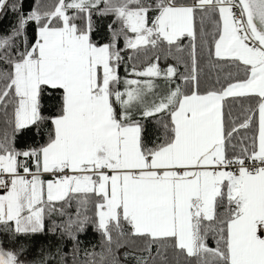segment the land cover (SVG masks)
<instances>
[{"label": "snow or ice", "instance_id": "snow-or-ice-1", "mask_svg": "<svg viewBox=\"0 0 264 264\" xmlns=\"http://www.w3.org/2000/svg\"><path fill=\"white\" fill-rule=\"evenodd\" d=\"M9 11L0 264H264V0H0ZM198 35L229 69L203 89ZM186 38L187 61L136 66Z\"/></svg>", "mask_w": 264, "mask_h": 264}, {"label": "trees", "instance_id": "trees-1", "mask_svg": "<svg viewBox=\"0 0 264 264\" xmlns=\"http://www.w3.org/2000/svg\"><path fill=\"white\" fill-rule=\"evenodd\" d=\"M50 2V0H49ZM181 2L185 3H191L192 0H181ZM15 23V17L11 13V11L7 12L3 16H0V29L3 31H7L11 25ZM206 29L207 31L211 32L212 31V25L206 23ZM31 32V29H29ZM183 46L185 48V51L183 53H178L173 51L172 53H169L167 51V48H161L160 50L156 51H150L148 53H141L138 58H136V66L137 67H143L145 66L150 60H152L155 56H160V66L161 68H165L168 64H176L178 59H182L184 61L188 60V45L190 44V41L186 38L183 42ZM198 56H199V74H200V79H201V86L202 89L205 86L210 85L211 83H214L216 79L219 78L221 80V83H223V78L227 75V72L229 71L228 68H221L216 67L213 65V62L211 58L208 55L207 47H201L200 45V40H199V35H198ZM131 67V64L129 65V68ZM180 72H184V64L181 63L178 65ZM234 71V69L232 70ZM121 75L126 76L127 73L124 72L123 68L121 69ZM242 107L246 108L249 107V105L245 103H241L240 100L232 101L229 103L226 107V111H231L232 113V118H240L243 119V113H242ZM256 122H257V117L254 118L252 127H250L247 130H241L240 135L241 136H247L251 137L253 132L255 131L256 128ZM149 126L152 128L156 127V124L154 121H151L149 123ZM239 139V137H237ZM235 143V141H234ZM83 244L82 247L87 246V245H92L95 244L97 245L96 250L99 251V243H100V236L98 233H94L91 228L87 231L86 235H83L81 237ZM124 243H127L129 245V251H133L134 249H139L143 247V242L140 240H136L133 242L132 238H127ZM55 243V238L52 237L50 234L49 235H38L34 238H31V243L28 245L29 248H35L37 251L41 247H47L49 245H52ZM210 244L214 245V241H209ZM66 251L71 252V245H68V248ZM124 249H121L120 252L122 253ZM172 253L169 252V257H172ZM69 260H71V256L69 255ZM121 260L123 261V256L121 255ZM181 264H183V258H180ZM124 264H135V261L133 259H129L128 261L124 262ZM175 264V262H174Z\"/></svg>", "mask_w": 264, "mask_h": 264}, {"label": "crops", "instance_id": "crops-1", "mask_svg": "<svg viewBox=\"0 0 264 264\" xmlns=\"http://www.w3.org/2000/svg\"><path fill=\"white\" fill-rule=\"evenodd\" d=\"M257 120H258V116H257Z\"/></svg>", "mask_w": 264, "mask_h": 264}]
</instances>
